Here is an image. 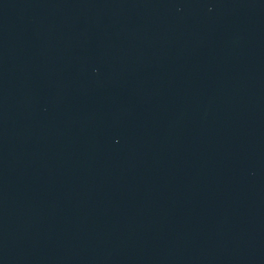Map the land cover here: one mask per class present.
<instances>
[{
	"label": "water",
	"instance_id": "obj_1",
	"mask_svg": "<svg viewBox=\"0 0 264 264\" xmlns=\"http://www.w3.org/2000/svg\"><path fill=\"white\" fill-rule=\"evenodd\" d=\"M0 264H264V0H0Z\"/></svg>",
	"mask_w": 264,
	"mask_h": 264
}]
</instances>
